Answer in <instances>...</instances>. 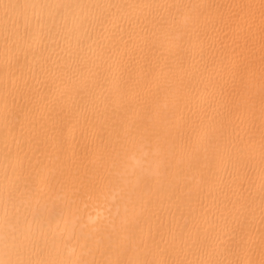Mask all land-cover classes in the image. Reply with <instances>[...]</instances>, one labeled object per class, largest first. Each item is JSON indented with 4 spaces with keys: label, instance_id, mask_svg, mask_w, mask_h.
Returning a JSON list of instances; mask_svg holds the SVG:
<instances>
[{
    "label": "bare ground",
    "instance_id": "6f19581e",
    "mask_svg": "<svg viewBox=\"0 0 264 264\" xmlns=\"http://www.w3.org/2000/svg\"><path fill=\"white\" fill-rule=\"evenodd\" d=\"M0 264H264V0H0Z\"/></svg>",
    "mask_w": 264,
    "mask_h": 264
}]
</instances>
